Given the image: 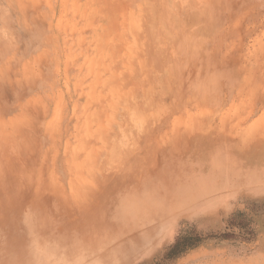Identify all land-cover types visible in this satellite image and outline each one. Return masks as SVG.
<instances>
[{
	"label": "rangeland",
	"instance_id": "1",
	"mask_svg": "<svg viewBox=\"0 0 264 264\" xmlns=\"http://www.w3.org/2000/svg\"><path fill=\"white\" fill-rule=\"evenodd\" d=\"M0 264H264V0H0Z\"/></svg>",
	"mask_w": 264,
	"mask_h": 264
},
{
	"label": "bare ground",
	"instance_id": "2",
	"mask_svg": "<svg viewBox=\"0 0 264 264\" xmlns=\"http://www.w3.org/2000/svg\"><path fill=\"white\" fill-rule=\"evenodd\" d=\"M151 20V19H150ZM153 21V20H152ZM153 22H155V21H153ZM149 24V23H148ZM155 26V25H154ZM153 27V26H152ZM152 30L150 29V32H151ZM161 33H163L162 35H166V34H164V32H162V30H161ZM155 35V34H154ZM164 38H165V36H164ZM120 146V145H119Z\"/></svg>",
	"mask_w": 264,
	"mask_h": 264
}]
</instances>
